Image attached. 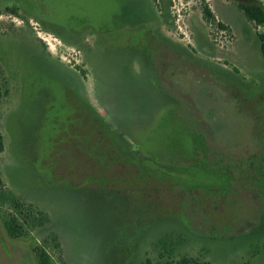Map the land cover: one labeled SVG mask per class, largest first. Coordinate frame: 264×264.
Masks as SVG:
<instances>
[{"label":"rangeland","instance_id":"obj_1","mask_svg":"<svg viewBox=\"0 0 264 264\" xmlns=\"http://www.w3.org/2000/svg\"><path fill=\"white\" fill-rule=\"evenodd\" d=\"M260 33L236 0H0V264L49 228L53 264H264Z\"/></svg>","mask_w":264,"mask_h":264},{"label":"trees","instance_id":"obj_2","mask_svg":"<svg viewBox=\"0 0 264 264\" xmlns=\"http://www.w3.org/2000/svg\"><path fill=\"white\" fill-rule=\"evenodd\" d=\"M238 7L244 12L246 18L255 23L257 26L264 25V4L259 0H236ZM204 17L212 21L215 19V15L212 12L211 8L208 5L203 7ZM219 25L223 28L227 26L220 22ZM260 48L262 55L264 57V33L259 34ZM3 136L0 134V149H3ZM21 198L15 192L3 189V180L1 178L0 171V203H11L15 209L21 204ZM38 218H25L26 223L30 228H34L37 224H44L49 220V217L43 212L39 211ZM6 228L8 234L11 237H18L22 234L23 228L19 225L17 218L13 217L9 221L2 223L0 221V228ZM48 245L54 249L59 248L58 237L57 235L51 236L47 239ZM36 257L39 264H53L52 256L48 250L42 246L36 248ZM64 264V263H63ZM154 264H210V263H200L196 261L193 257L184 256L175 262H156Z\"/></svg>","mask_w":264,"mask_h":264},{"label":"flooded vegetation","instance_id":"obj_3","mask_svg":"<svg viewBox=\"0 0 264 264\" xmlns=\"http://www.w3.org/2000/svg\"><path fill=\"white\" fill-rule=\"evenodd\" d=\"M159 26V25H158ZM77 70H79V72L80 73H82V77L83 78H85V70H82L81 68H76ZM80 95H79V97H81V98H84V96L81 94V93H79ZM100 115V114H99ZM105 116V115H104ZM107 116V115H106ZM105 116V117H106ZM100 117H101V115H100ZM39 211H41V212H43L44 214H46L48 217H49V220L46 222V223H44V224H37L34 228H31V229H35L37 226H46V225H49L50 224V221H51V218H50V216L45 212V211H43V210H39ZM39 211H38V213H39ZM37 217H38V215H37ZM30 228V227H29ZM3 233H4V236L9 240V239H19V237H21V235L20 236H18V237H11L9 234H8V232H7V230H6V228L4 227L3 228ZM22 233H23V231H22ZM47 233H48V237L47 238H45V239H43V242H42V244L41 245H39V246H37V247H40V246H42L43 248H50V246L48 245V241H47V239L48 238H51V236H54V235H57V237H58V234L54 231V230H51L50 228H49V230H47ZM59 238V237H58ZM36 247V248H37ZM36 248H31L32 249V253L36 256ZM47 250V249H46ZM36 260H37V257H36ZM36 262H38V260L36 261ZM38 264H39V262H38Z\"/></svg>","mask_w":264,"mask_h":264}]
</instances>
